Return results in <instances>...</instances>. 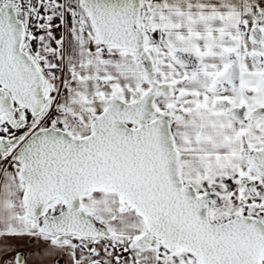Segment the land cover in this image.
<instances>
[{"label":"snow or ice","instance_id":"snow-or-ice-1","mask_svg":"<svg viewBox=\"0 0 264 264\" xmlns=\"http://www.w3.org/2000/svg\"><path fill=\"white\" fill-rule=\"evenodd\" d=\"M0 264H264V0H0Z\"/></svg>","mask_w":264,"mask_h":264}]
</instances>
